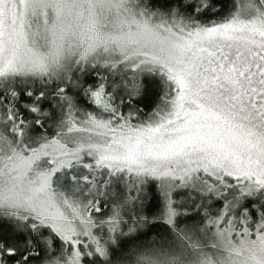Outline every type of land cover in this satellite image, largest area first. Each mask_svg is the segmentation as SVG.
Segmentation results:
<instances>
[{"label": "snow or ice", "instance_id": "snow-or-ice-1", "mask_svg": "<svg viewBox=\"0 0 264 264\" xmlns=\"http://www.w3.org/2000/svg\"><path fill=\"white\" fill-rule=\"evenodd\" d=\"M0 264H264V0H0Z\"/></svg>", "mask_w": 264, "mask_h": 264}]
</instances>
